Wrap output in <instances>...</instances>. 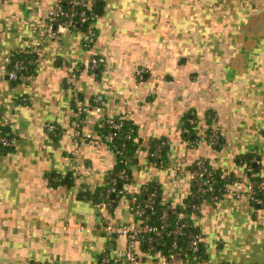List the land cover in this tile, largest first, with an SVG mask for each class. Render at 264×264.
<instances>
[{
	"label": "crops",
	"instance_id": "obj_1",
	"mask_svg": "<svg viewBox=\"0 0 264 264\" xmlns=\"http://www.w3.org/2000/svg\"><path fill=\"white\" fill-rule=\"evenodd\" d=\"M55 2L0 0V61L34 53L21 80L0 71V126L14 138L0 151V264H125L127 237L106 233L104 217L130 222L132 198L108 207L87 197L116 165L99 135L119 115L136 126L141 146L127 163L129 193L154 183L162 202L182 204L193 193L188 168L203 158L238 179L198 206V264H264V207L251 201L243 158L254 155L264 178V0H95L98 14L85 30L44 38ZM94 56L105 60L98 75L79 69ZM72 66L86 107L78 144ZM190 115L197 144L182 136ZM211 127L220 148L208 145ZM162 139L167 159L150 164L149 144ZM56 172L70 182H53ZM140 264L166 263L158 252Z\"/></svg>",
	"mask_w": 264,
	"mask_h": 264
},
{
	"label": "trees",
	"instance_id": "obj_2",
	"mask_svg": "<svg viewBox=\"0 0 264 264\" xmlns=\"http://www.w3.org/2000/svg\"><path fill=\"white\" fill-rule=\"evenodd\" d=\"M93 10L94 15L98 14V9L93 0ZM100 10V9H99ZM94 17V18H95ZM91 19V22L94 20ZM90 22V23H91ZM90 23L83 27L80 30H85ZM11 61L14 62L19 59H29L31 63L28 65V69L21 73V77L17 80H12L14 82L21 80L24 76L31 73L34 53L26 52L21 54L10 55ZM12 67V64L9 65V68ZM102 67V65H101ZM99 70L95 71L96 75L99 74ZM92 72V71H91ZM80 94V93H79ZM82 98V95H80ZM114 121H122V127L117 131V135L112 139H108V133L113 131L112 123ZM211 120L209 119L208 122ZM197 120L194 115H190L186 118L185 126L182 130V136L185 141H188L193 144H197L199 140V135L196 131ZM100 138L108 145V147L116 154L117 162L114 168L107 175V182L101 188H96L93 192H89L87 197L92 198L94 201H99L102 203H107L108 207H113L116 201L122 196L127 195L130 198H135V204H142L143 207L147 204V197L151 192H156L155 202L153 208L145 207V211L142 215H139V218L144 220V225L149 227H157L156 231H143L139 235L140 245L143 250L155 252H162L167 257L171 255L175 256L177 259H183V262L186 264H198L204 258V253L202 250V243L200 241L198 245V250L194 252L190 246V236L191 234H199L202 238V235L199 231V228L194 224V216L197 215L198 206L203 199L210 200L211 192H207L204 195L198 192L197 179L195 177L192 179L193 193L192 195L184 201L182 204H170L164 203L161 200L159 187L154 183L146 184L142 187L140 193H120L122 190V185L124 184V179L120 175L125 176L128 180H132L130 169L127 167V163L134 160L135 151L138 148H141L139 141H136L137 138V129L136 126L128 119H125L121 115L108 117L103 126L100 128ZM186 129L188 131H186ZM217 133L219 136V143L214 146V148H220L223 144V138L221 134L211 128L207 129L206 140L208 142V136L211 133ZM52 133L56 134V127L52 129ZM0 137H6L10 141L9 145H3L0 143V151H8L12 148L14 138L13 135L7 130V128L0 126ZM150 153L154 150L159 151L158 157H151V160L157 161L158 165L165 163L166 151L168 149L167 140H155L151 141L149 144ZM254 155L244 156V159H247L248 168L247 175L250 178L252 183V193L251 201L255 206L264 207V178L255 174L258 167L256 166L255 161H251ZM204 162L205 167L207 168L205 175L209 172V178H212L214 181V194L217 195L218 200L222 198L224 193L227 191V187L234 183L237 178H234L233 175H225L221 171L214 170L207 162L206 159L197 160L196 163L190 166V169L199 172L200 163ZM205 178V176H204ZM51 180L56 182V184H67L70 182V174L62 175L61 173H52ZM111 188H116L115 192H109ZM114 193V197L112 194ZM217 200V201H218ZM166 216L163 218V215ZM178 224L183 225V233L177 235L174 233L175 228ZM150 238H153L152 243H150ZM173 243H176L177 247L173 246ZM196 256V258H195Z\"/></svg>",
	"mask_w": 264,
	"mask_h": 264
},
{
	"label": "built area",
	"instance_id": "obj_3",
	"mask_svg": "<svg viewBox=\"0 0 264 264\" xmlns=\"http://www.w3.org/2000/svg\"><path fill=\"white\" fill-rule=\"evenodd\" d=\"M93 0H56L53 8L49 12L44 38H58L62 31H78L83 27H86L90 22L91 19L95 17L94 10H93ZM88 40H92L90 37H87ZM105 62L104 58L94 56L90 59L89 63L80 67L79 69H87L92 71L93 73L100 69L101 65ZM31 63V60L27 59H19L14 62L11 61V56L5 57L3 60L0 61V71L9 78V80H17L21 76L23 71L28 69V65ZM12 64V67L9 68V65ZM77 67L72 66L69 68V77H68V84L69 90L71 91L75 107L74 113L76 117L79 119L77 123V130H76V137L75 142L79 143L80 137V125L81 121L83 120V114L85 113L86 107L83 103V100L78 93L75 82L77 80L79 70ZM96 103H100V101L96 98ZM97 109H100V105L96 106ZM122 121H114L112 123L113 131L108 133V139L112 140L116 135L117 131L122 127ZM52 129L54 127H51ZM51 129V130H52ZM186 131H188L186 129ZM0 143L3 145H9L10 141L6 139V137H0ZM219 143V136L217 133L213 132L208 136V145L209 147H213ZM116 155V154H115ZM151 157H158L159 151L156 149L150 153ZM150 164H158L157 161L149 159ZM199 172H196L190 167L188 171L191 175V180L195 177L197 179V187L198 192L204 195L207 192H211L210 200L216 202L218 200L217 195L214 194V181L212 178H209L210 173L208 172L205 175L207 168L205 167L204 162L200 164ZM205 176V178H204ZM122 179H124V184L122 185V190L120 193L129 192L130 189V180L123 175H120ZM196 179V178H195ZM116 188H111L109 192H115ZM156 192H151L147 197V204L145 207L153 208L155 202ZM135 204V198H132V206H131V215L132 220L128 223H116L110 218L104 217L105 224L104 230L111 236H121L124 235L127 237V247L125 252V264H140L144 259L150 258L153 259L156 253L158 252H151L145 251L141 248L139 235L143 231H156L157 227H149L148 225H144V220L139 218V215H142L145 211V207L142 204ZM108 205V204H107ZM107 205H104L107 207ZM166 214L163 215V218ZM174 233L180 235L183 233V225L178 224L174 230ZM153 238H150V243H152ZM201 241V236L199 234H191L189 246L190 248L196 252L198 250V245ZM174 247H177L176 243H173ZM163 254V253H162ZM165 263H170L171 261L177 259L174 255L167 257L163 254ZM196 258V256H195ZM183 261V259H181ZM104 262H108V259H104Z\"/></svg>",
	"mask_w": 264,
	"mask_h": 264
},
{
	"label": "water",
	"instance_id": "obj_4",
	"mask_svg": "<svg viewBox=\"0 0 264 264\" xmlns=\"http://www.w3.org/2000/svg\"><path fill=\"white\" fill-rule=\"evenodd\" d=\"M112 197H114V193L112 194Z\"/></svg>",
	"mask_w": 264,
	"mask_h": 264
}]
</instances>
